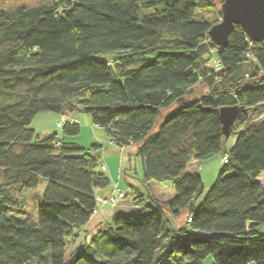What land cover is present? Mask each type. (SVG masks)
I'll list each match as a JSON object with an SVG mask.
<instances>
[{
  "label": "trees",
  "instance_id": "trees-1",
  "mask_svg": "<svg viewBox=\"0 0 264 264\" xmlns=\"http://www.w3.org/2000/svg\"><path fill=\"white\" fill-rule=\"evenodd\" d=\"M211 1L0 0V264H201L209 255L264 264V117L246 114L264 110V41L236 25L226 46L213 44V24L197 17ZM233 105L224 135L219 109ZM40 113L88 115L112 145L135 148L142 184L170 181L174 195L147 205L137 195L142 212L115 213L83 238L95 190L109 185L91 152L101 145L40 138L31 128ZM58 127L80 132L79 123ZM220 153L221 171L196 204L202 181L187 166ZM129 169L121 163L125 177ZM39 185L31 216L17 196Z\"/></svg>",
  "mask_w": 264,
  "mask_h": 264
},
{
  "label": "rangeland",
  "instance_id": "rangeland-1",
  "mask_svg": "<svg viewBox=\"0 0 264 264\" xmlns=\"http://www.w3.org/2000/svg\"><path fill=\"white\" fill-rule=\"evenodd\" d=\"M223 0H212V9H206L203 8L201 10H198L197 12V17L200 19H204L212 24H216L221 21V4ZM106 54L102 55L103 58H106ZM215 56H216V50L211 49L210 51V57L207 61V65L214 67L215 65ZM247 72L246 68L242 69V74H245ZM264 85V83H263ZM198 94L200 93H207V90L204 86H200L198 89H195ZM177 107L173 106L168 110H163L159 117L157 118V121L155 123V126L153 128V132H155L163 120V118L167 115L175 111ZM263 107H255V108H250L246 110V114L248 116L249 121H258L261 118L264 117V112H263ZM42 115V114H40ZM48 115H52L51 117H54L55 114L48 113ZM80 122L78 123L80 125L85 124V119L86 117L89 118L88 115L79 113L78 114ZM42 117V116H38ZM50 117V116H49ZM56 120L51 118L48 123L45 125L43 124L44 128H52L54 131L53 133L59 134L60 133V127L56 125ZM36 134L38 135V131H35ZM92 132V131H91ZM51 133V134H53ZM94 135V138H96L97 141H92L91 139V134L88 133L85 130H82L81 136L79 140L81 142H88L86 144H89L88 146L90 147L91 144H100L101 147L98 148L96 151L91 152L95 155L102 156V160L105 165V170L103 173L108 177L109 179V185L105 187L104 189H98L100 190L98 192L97 196H104L108 194L115 186L125 190L128 192L127 196L116 203L115 206L110 207V206H101L100 203L98 205L99 209L93 216L91 222L89 225L91 227L94 226H100L104 225V222L101 223V218L102 220H106L107 218H110L113 214H130V213H140L143 210H135L133 209V200L137 195H143L145 205L151 204V199L155 201H166L167 199L171 198L174 195V190L172 187H170L171 182L170 181H165V182H156V181H148V183L142 184L140 180L143 178V171H142V165H141V160L138 156L136 155H129V153L135 152V148H129L127 150H121L119 147L112 145L110 141L106 138L105 132L103 129H97L94 132H92ZM91 140V141H90ZM233 143V138L230 137L225 146H224V151L228 150ZM223 153L213 155L212 157L206 159V160H201L195 162L192 160L189 165L187 166V172H196L200 177L202 181V192L198 196V200L196 204H199L206 194L209 192L210 188L213 186L215 183L221 168H222V159H223ZM121 162L123 164V167H129L130 169L128 171L129 175L124 176L123 173L120 170V165ZM133 186H135L134 189H131L129 187V183ZM44 185H39L36 189H34L32 192L28 191L26 192L23 196L18 195L17 196V203H20L24 210L29 214V215H34V194L41 195L42 190H43ZM101 209H103L104 216L102 217L101 212H99ZM36 220V216L34 218ZM108 220V219H107ZM106 220V221H107ZM99 221V222H98ZM185 220L183 217L181 218L180 224L181 226L184 224ZM89 226V227H90ZM88 227V228H89ZM264 228H261V231H263ZM86 230L83 231V233ZM82 233V232H81ZM80 233V234H81ZM79 235V234H78ZM90 236V230L85 233L84 237H87L89 239ZM78 241V240H76ZM82 244V243H81ZM78 248H83L80 245ZM201 264H214V260L212 255L207 256V258L201 263ZM249 264H254L253 262Z\"/></svg>",
  "mask_w": 264,
  "mask_h": 264
},
{
  "label": "water",
  "instance_id": "water-1",
  "mask_svg": "<svg viewBox=\"0 0 264 264\" xmlns=\"http://www.w3.org/2000/svg\"><path fill=\"white\" fill-rule=\"evenodd\" d=\"M236 25L253 42L264 41V0H223L221 4V21L208 30V37L217 47H224ZM238 114L236 105L219 109L222 133L228 135Z\"/></svg>",
  "mask_w": 264,
  "mask_h": 264
},
{
  "label": "crops",
  "instance_id": "crops-1",
  "mask_svg": "<svg viewBox=\"0 0 264 264\" xmlns=\"http://www.w3.org/2000/svg\"><path fill=\"white\" fill-rule=\"evenodd\" d=\"M40 114H42V115H40ZM40 114L36 115V116L34 117V119L32 120V122H31V128H32L34 131H38V135H39L40 138H46V137H49V136L55 134V135H57V137L59 138V140H60L61 142L74 143V144H76L77 146H79V147H81V148H83V149H86V150H88L92 145H95V144H91L90 147H89V146H88L89 144H86V143H88V142H81V141L79 140V138H80V136H81V132H82V130H85V131H87L88 133L91 134V139H92V141H97L96 138H94V135H93L92 132H94L95 130L100 129V128L97 127V126H95V125H93V124L91 123L90 118H87V117H86V119H85V124H83V125H80V124H79L80 132H79V134H78L77 136H65V135L62 134V128L60 129V133H59V134H56V133H53V132H52V131H54L53 128H52V130H51L50 128H44V127H43V124L45 125L46 123H48L49 120H50L51 118L55 119V120L58 122V121H60L61 119H65L66 115H64V114L52 113V114H55V115H54V117H51L52 115H48V113H40ZM38 116H42V117H38ZM49 116H50V117H49ZM71 117H74L77 121L80 122V119H79V116H78L77 113L72 114ZM57 122H56V124H57ZM91 131H92V132H91ZM51 133H53V134H51ZM90 141H91V140H90ZM98 144H99V143H98ZM92 154H93V153H92ZM101 157H102V156H100V162H101L102 164H104V162H103V160H102ZM194 161L197 162L196 160H194ZM121 163H122V162H121ZM104 166H105V165H104ZM120 170H121V165H120ZM186 170H187V169H186ZM262 178H263V181H264V174H262V175L259 177V179H261V180H262ZM147 183H148V182H147ZM147 183H146V184H147ZM170 187L173 188L172 183H171ZM99 191H100V190H95V196H96L97 198H99V197L104 198V197H106V196H108V195L110 194V192H109L108 194H106V195H104V196H97ZM167 200H168V199H167ZM99 212H101V215H102V217H103V216H104L103 209H101ZM100 221L103 222L102 218H101ZM180 221H181V219H178V220L175 221V224L177 225L178 228L181 227ZM98 222H99V221H98ZM88 227H89V225H87V226L85 227V230H90V234L92 235V234H94L98 229H100V228L102 227V225H101V226H98V227H96V226H94V227H89V228H88ZM263 228H264V226H263Z\"/></svg>",
  "mask_w": 264,
  "mask_h": 264
},
{
  "label": "built area",
  "instance_id": "built-area-1",
  "mask_svg": "<svg viewBox=\"0 0 264 264\" xmlns=\"http://www.w3.org/2000/svg\"><path fill=\"white\" fill-rule=\"evenodd\" d=\"M66 121H68L69 123H78V121L75 118L68 117L67 120L60 121V122H58L57 125L58 126H62ZM101 168H102V170H105L104 164L101 165ZM126 194H127V191L122 190V189H120V188L115 186L108 196H106L105 198H98L97 200H98V203H100L101 206L113 207V206L116 205V203L119 200L125 198ZM188 221H190V219H188Z\"/></svg>",
  "mask_w": 264,
  "mask_h": 264
}]
</instances>
